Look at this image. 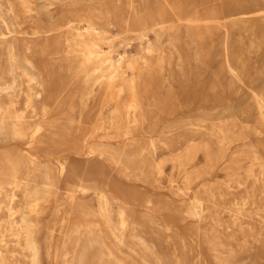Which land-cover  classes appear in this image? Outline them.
<instances>
[{"label":"rangeland","instance_id":"rangeland-1","mask_svg":"<svg viewBox=\"0 0 264 264\" xmlns=\"http://www.w3.org/2000/svg\"><path fill=\"white\" fill-rule=\"evenodd\" d=\"M261 107L264 0H0V264H264Z\"/></svg>","mask_w":264,"mask_h":264},{"label":"bare ground","instance_id":"bare-ground-1","mask_svg":"<svg viewBox=\"0 0 264 264\" xmlns=\"http://www.w3.org/2000/svg\"><path fill=\"white\" fill-rule=\"evenodd\" d=\"M9 40V39H8ZM13 41V40H12ZM9 45V44H8ZM10 46V45H9ZM7 49V48H6ZM15 50V49H14ZM28 50V49H27ZM27 53V52H26ZM29 62V61H28ZM43 79V78H42ZM43 92V91H42ZM38 95V94H37ZM262 97V96H261ZM9 109V108H8ZM7 109V110H8ZM261 110L264 112V107H261ZM263 115V114H262ZM39 141V140H38ZM37 141V142H38ZM40 143V142H39ZM36 155V154H35ZM56 159V158H55ZM58 159V158H57ZM34 160V159H33ZM50 161V160H49ZM64 168V167H63ZM16 172V171H15ZM62 172V171H61ZM10 178V177H9ZM44 178V177H43ZM12 179V178H11ZM19 180V179H18ZM21 181V180H20ZM118 199V198H117ZM9 201V200H8ZM5 205V204H4ZM93 225V224H92ZM89 226V225H88ZM83 227V226H82ZM80 228V227H79ZM125 229V228H124ZM93 230H94V228H93ZM94 232V231H93ZM73 236V235H72ZM2 238H3V232H2V230L0 229V240H2ZM110 253V252H109Z\"/></svg>","mask_w":264,"mask_h":264}]
</instances>
